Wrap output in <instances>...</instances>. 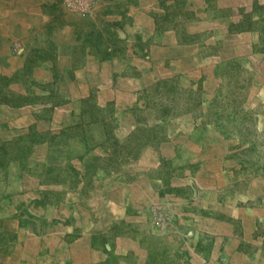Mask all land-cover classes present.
<instances>
[{
    "label": "rangeland",
    "instance_id": "1",
    "mask_svg": "<svg viewBox=\"0 0 264 264\" xmlns=\"http://www.w3.org/2000/svg\"><path fill=\"white\" fill-rule=\"evenodd\" d=\"M65 1L0 0V264H264V0Z\"/></svg>",
    "mask_w": 264,
    "mask_h": 264
},
{
    "label": "crops",
    "instance_id": "2",
    "mask_svg": "<svg viewBox=\"0 0 264 264\" xmlns=\"http://www.w3.org/2000/svg\"><path fill=\"white\" fill-rule=\"evenodd\" d=\"M116 1H122V0H116ZM140 6V5H139ZM3 16V15H2ZM8 17V18H7ZM7 17H4V19L6 20V22H7V25L4 23V25L3 24H1V21H0V29L1 28H3V30H6L7 31V28H12L13 26H15V27H18L19 25H17L18 23H21L20 24V26L23 28V22L24 21H21V20H19V21H17L15 24H14V22H13V17L12 18H10L9 16H7ZM1 18V17H0ZM139 18V16L138 15H134V21H135V23L136 24H138L137 23V21H136V19H138ZM147 19V18H146ZM133 21V22H134ZM9 24L11 25V26H9ZM151 24V20H149V24L148 25H146V27L148 28V29H146V28H144L143 27V29H145L146 31V34H148V33H150L151 32V29H152V25H150ZM6 25V26H5ZM135 25V24H134ZM150 25V26H149ZM136 26H139V27H141V25H136ZM1 35H0V37H2V39H0L1 40V43H0V48L1 49H3L1 52H0V70H2V71H8V70H11L12 71V69H14L15 67V65H13V66H11L10 65V62L11 61H15V64H16V60H15V58L14 59H12L11 57H9V56H6V54H5V52H6V49H7V44H6V37H8V35L6 34V33H0ZM151 34V33H150ZM146 36H150L149 34L148 35H146ZM5 41V42H4ZM4 44V45H1V44ZM173 48H169V47H167V46H164V47H162V46H160L159 47V49H157L158 50V53H159V50L160 51H168V50H171V52H170V54H171V56H170V59H168V65H165L167 68H166V70H167V72H169L170 74H172L173 72H175V71H177V70H181V65H182V63L181 62H179V64H178V61H179V54L181 53V51H180V49H181V47H175V46H172ZM85 49L86 50H88V48L87 47H85ZM160 54V53H159ZM92 60H90V61H88V62H85L84 64H92ZM57 63L60 65V61H57ZM62 65H64V63L62 64ZM10 67H11V69H10ZM14 67V68H13ZM78 70L77 71H75L76 72V80H74V81H78L79 83H83L85 80H87V79H91V78H95L96 76L95 75H93V73H92V70L93 69H95V68H92V69H87V68H82L81 67V64H79L78 65ZM106 69V68H105ZM105 69H103L102 70V73L101 74H103V73H107V71L105 70ZM152 69V68H151ZM164 74H167V73H164ZM102 77H104V79L106 78L105 77V75H102ZM103 79V80H104ZM68 85L70 86V85H74L73 84V81L72 82H68ZM13 86H17L16 84H13ZM105 92H106V94L108 93V89H106L105 90ZM25 108H26V106L25 107H22V108H18V109H15V110H17L19 113L21 112V117H18L17 115H13L14 117H16L19 121L20 120H22V119H26L27 118V116H26V114H25ZM28 108V107H27ZM26 108V109H27ZM29 109V108H28ZM8 113L10 112V113H12V112H14L13 110H8L7 111ZM13 117L11 116V119H12ZM134 194H135V196L133 197V199H132V205L134 206L136 203L134 202V201H139V199L142 197V198H144V197H148V195L146 194V195H142V194H140V193H137V192H134ZM213 202H215L214 200H212ZM139 205V204H138ZM150 205L151 204H148V208L150 207ZM211 205H213V204H210V203H208L207 205H205V206H210V207H212ZM137 206V205H136ZM135 206V207H136ZM2 209V208H1ZM165 210L167 211H169V209L167 208V207H165ZM170 212V211H169ZM204 229H206V231H208V232H214L215 231V228L214 227H212V226H206V227H204ZM32 242H35L33 239H30ZM210 242H212V250H209V249H207L208 247H205L206 249H204V250H199L198 249V247H196L197 245H198V242L196 241V240H190V241H187V245L186 246H183V247H186V248H188V249H192V251H193V248L196 250V251H198V252H190V250H189V252H188V254H186V255H184V260H182L181 259V261H183V264H232V263H235V264H238V262H239V256L238 255H241L242 256V252H239V251H236V250H234V251H231V252H229V251H226V253L222 256L221 255V257L220 258H216V256H217V246H218V243H215L214 244V240L213 239H211V238H209L208 239V243H210ZM199 246V245H198ZM30 247V246H29ZM29 247L28 248H26L25 249V251H24V254H25V256H29ZM182 247V248H183ZM200 247H203L204 248V246L203 245H201ZM232 247V246H231ZM53 250V249H52ZM214 252V253H213ZM28 254V255H27ZM233 255L235 256V259L233 258ZM0 257L3 259V254H0ZM238 259V260H237ZM186 260V261H185ZM188 260V261H187ZM234 261H236V262H234Z\"/></svg>",
    "mask_w": 264,
    "mask_h": 264
},
{
    "label": "built area",
    "instance_id": "3",
    "mask_svg": "<svg viewBox=\"0 0 264 264\" xmlns=\"http://www.w3.org/2000/svg\"><path fill=\"white\" fill-rule=\"evenodd\" d=\"M65 4L71 8H78L85 11L88 8L87 0H66Z\"/></svg>",
    "mask_w": 264,
    "mask_h": 264
}]
</instances>
